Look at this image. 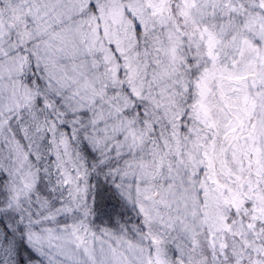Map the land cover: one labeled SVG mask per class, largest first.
I'll list each match as a JSON object with an SVG mask.
<instances>
[{"label":"snow or ice","instance_id":"obj_1","mask_svg":"<svg viewBox=\"0 0 264 264\" xmlns=\"http://www.w3.org/2000/svg\"><path fill=\"white\" fill-rule=\"evenodd\" d=\"M0 264H264V0H0Z\"/></svg>","mask_w":264,"mask_h":264}]
</instances>
